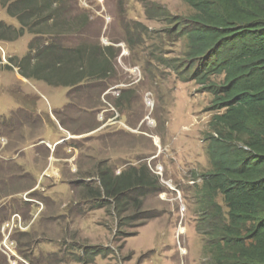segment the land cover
Here are the masks:
<instances>
[{
    "label": "rangeland",
    "instance_id": "374dc122",
    "mask_svg": "<svg viewBox=\"0 0 264 264\" xmlns=\"http://www.w3.org/2000/svg\"><path fill=\"white\" fill-rule=\"evenodd\" d=\"M76 2L90 41L114 46L104 93L87 79L74 88L23 77L16 59L32 35L0 40V264H207L193 195L210 168L212 95L161 61L181 58L187 44L155 15L157 5L170 16L193 10L185 0ZM0 20L19 27L3 9ZM63 31L68 45L82 42ZM100 162L115 174L146 164L164 191L143 197V210L158 216L136 220L132 210L120 226L111 206L87 194Z\"/></svg>",
    "mask_w": 264,
    "mask_h": 264
},
{
    "label": "trees",
    "instance_id": "16d2710c",
    "mask_svg": "<svg viewBox=\"0 0 264 264\" xmlns=\"http://www.w3.org/2000/svg\"><path fill=\"white\" fill-rule=\"evenodd\" d=\"M185 2L193 10L189 16H170L158 5L155 15L166 20L172 39L187 44L181 58L161 61L181 80H193L212 95L206 108L213 112L206 138L210 168L193 195L196 228L206 236L207 264H264V0ZM76 3L0 0V9L19 24L16 28L0 20V40H15L8 37L11 33L32 35L27 53L16 57L23 77L74 88L87 79L89 88L104 93L113 83L114 46L99 51L90 41L92 23L86 13L72 14ZM65 29L79 34L82 42L68 45L62 38ZM102 163L98 187L88 188L87 194L111 206L120 226L132 218V210L136 220L158 216L143 210V197L164 191L146 164L115 174Z\"/></svg>",
    "mask_w": 264,
    "mask_h": 264
},
{
    "label": "built area",
    "instance_id": "2783aa9c",
    "mask_svg": "<svg viewBox=\"0 0 264 264\" xmlns=\"http://www.w3.org/2000/svg\"><path fill=\"white\" fill-rule=\"evenodd\" d=\"M3 52V47H2V45L0 44V52Z\"/></svg>",
    "mask_w": 264,
    "mask_h": 264
},
{
    "label": "crops",
    "instance_id": "0c3cea01",
    "mask_svg": "<svg viewBox=\"0 0 264 264\" xmlns=\"http://www.w3.org/2000/svg\"><path fill=\"white\" fill-rule=\"evenodd\" d=\"M66 141H67V139H65L63 142H64V143H66ZM29 172H32V170H31V171H29ZM31 190H33V189H31Z\"/></svg>",
    "mask_w": 264,
    "mask_h": 264
}]
</instances>
